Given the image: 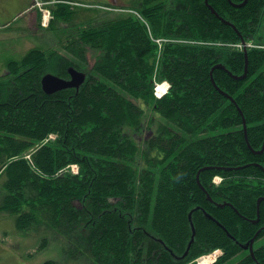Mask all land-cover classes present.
<instances>
[{"label":"trees","instance_id":"trees-1","mask_svg":"<svg viewBox=\"0 0 264 264\" xmlns=\"http://www.w3.org/2000/svg\"><path fill=\"white\" fill-rule=\"evenodd\" d=\"M57 1L54 17L76 14ZM170 1L85 27L72 57L34 48L8 63L0 212L20 231L47 224L96 264H196L217 249L223 264L264 237V0ZM70 68L87 72L80 88L44 92ZM144 106L164 123L142 149ZM247 252L237 264H264V245Z\"/></svg>","mask_w":264,"mask_h":264},{"label":"rangeland","instance_id":"rangeland-1","mask_svg":"<svg viewBox=\"0 0 264 264\" xmlns=\"http://www.w3.org/2000/svg\"><path fill=\"white\" fill-rule=\"evenodd\" d=\"M67 1L78 3L73 7L76 14H69L68 17H71L68 20L53 16L52 10L59 1L34 8L35 21H32L28 14L13 15L12 23L6 29L0 30V78L7 73L10 61L21 60L31 49L56 51L59 55L72 57L69 48L78 40L77 32L85 27L102 25L129 12L142 18L138 12L130 10L138 8V0ZM179 6L181 5L173 0L167 4V8ZM87 55L93 56L89 53ZM162 94L158 93L159 96ZM144 107L147 111L144 120L145 131L133 135L142 149L145 147V141L155 135L159 123H164L160 114H157L159 118L151 108ZM138 161L140 164L141 155H138ZM76 171H79V167ZM263 245L264 237L254 244L255 248ZM247 253V250H244L223 264H237ZM51 260L57 264H96L87 253H77L73 243L47 224L25 233L17 228L14 215L0 212V264H44Z\"/></svg>","mask_w":264,"mask_h":264},{"label":"water","instance_id":"water-1","mask_svg":"<svg viewBox=\"0 0 264 264\" xmlns=\"http://www.w3.org/2000/svg\"><path fill=\"white\" fill-rule=\"evenodd\" d=\"M248 0H245V2H243L240 5L237 6H243L247 3ZM206 3L209 4V1L206 0ZM209 7L212 9V11L216 14H218L216 12V10L209 5ZM222 20H224L223 18H221ZM225 21V20H224ZM227 24H230V22L226 21ZM218 68H220L221 66H217ZM69 75L70 78L66 79V78H61L58 77L54 74H46L43 79H42V88L44 90L45 93L47 94H54L57 93L59 91L65 90V89H69V88H80L86 80V73L80 72L74 68H70L69 69ZM262 199L259 201V203H261ZM259 219L256 221L258 222ZM256 240V237H254L250 244L245 245L244 248L246 250H250V252L253 254L254 253V242Z\"/></svg>","mask_w":264,"mask_h":264},{"label":"crops","instance_id":"crops-1","mask_svg":"<svg viewBox=\"0 0 264 264\" xmlns=\"http://www.w3.org/2000/svg\"><path fill=\"white\" fill-rule=\"evenodd\" d=\"M33 3L34 0H0V30L6 29L12 23L13 15L28 14L32 21H35Z\"/></svg>","mask_w":264,"mask_h":264},{"label":"bare ground","instance_id":"bare-ground-1","mask_svg":"<svg viewBox=\"0 0 264 264\" xmlns=\"http://www.w3.org/2000/svg\"><path fill=\"white\" fill-rule=\"evenodd\" d=\"M162 88H164V87H161V89H162ZM161 89H160V90H161ZM206 258H207V260H208L210 263L213 262V260H214V258H212V257H208V256H207Z\"/></svg>","mask_w":264,"mask_h":264}]
</instances>
